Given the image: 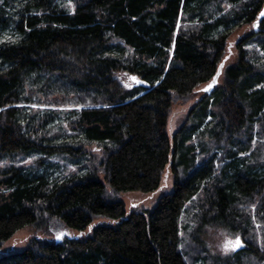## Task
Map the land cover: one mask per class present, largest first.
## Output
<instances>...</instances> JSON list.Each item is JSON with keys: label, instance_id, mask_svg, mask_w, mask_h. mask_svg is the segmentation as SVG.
Listing matches in <instances>:
<instances>
[{"label": "trees", "instance_id": "1", "mask_svg": "<svg viewBox=\"0 0 264 264\" xmlns=\"http://www.w3.org/2000/svg\"><path fill=\"white\" fill-rule=\"evenodd\" d=\"M263 10L0 0V247L25 227L47 235L0 264H264ZM166 171L174 190L129 212L122 194L157 190ZM209 230L246 246L214 254Z\"/></svg>", "mask_w": 264, "mask_h": 264}, {"label": "rangeland", "instance_id": "2", "mask_svg": "<svg viewBox=\"0 0 264 264\" xmlns=\"http://www.w3.org/2000/svg\"><path fill=\"white\" fill-rule=\"evenodd\" d=\"M11 36V32L7 31L1 39L6 40L8 38H11ZM236 36L237 34L233 37ZM127 78L128 77L126 76L122 77L125 84L133 82L131 79ZM189 108L190 106L185 104H179L175 106L169 121V132L171 135L177 131L184 115L187 113ZM173 190L174 182L172 179V175L170 172H167L163 177L161 186L157 190L152 192H144L140 190L127 191L122 194V198L125 200L127 210L129 212H131L132 210H144L148 208L153 209L164 194ZM49 229L53 231V233L58 237H60L65 231V228H62L60 226H56V228L50 227ZM72 231L75 232L74 230ZM35 235L46 234L43 230H40L35 226H29L20 229L11 239H9L0 247V256L22 250L26 246L29 239ZM237 238H239L241 242L246 246V241L242 239L239 233H235L229 230H209L205 235L207 246L212 251V253L219 256L230 255L235 250H237ZM227 241H231L232 243L228 244V247L226 249L224 245Z\"/></svg>", "mask_w": 264, "mask_h": 264}, {"label": "water", "instance_id": "3", "mask_svg": "<svg viewBox=\"0 0 264 264\" xmlns=\"http://www.w3.org/2000/svg\"><path fill=\"white\" fill-rule=\"evenodd\" d=\"M264 12V10H263ZM256 26H257V23H256ZM225 62H226V59L221 63L220 67H219V70L217 72V74L215 75V77L213 78V80L211 82H209L204 88L203 90L207 93H211L212 90L214 89L215 85H217L218 83V80H219V77L222 73V69L225 65ZM134 79V81L137 83V84H144L145 87H150V84L149 83H144L143 80L139 79L137 76H133L132 77ZM62 236V235H61ZM60 238V237H58ZM59 240V239H58ZM240 240V239H239ZM241 241V240H240ZM245 247V244L244 243H241V245L237 248V249H242Z\"/></svg>", "mask_w": 264, "mask_h": 264}, {"label": "snow or ice", "instance_id": "4", "mask_svg": "<svg viewBox=\"0 0 264 264\" xmlns=\"http://www.w3.org/2000/svg\"><path fill=\"white\" fill-rule=\"evenodd\" d=\"M261 16H264V12L261 13ZM230 243H232V242H231V241H227V242L225 243L224 246H225L226 249H227V247H228V244H230ZM241 243H242V242L239 240V238H237L236 246L239 247V246L241 245Z\"/></svg>", "mask_w": 264, "mask_h": 264}, {"label": "bare ground", "instance_id": "5", "mask_svg": "<svg viewBox=\"0 0 264 264\" xmlns=\"http://www.w3.org/2000/svg\"><path fill=\"white\" fill-rule=\"evenodd\" d=\"M56 4V3H55ZM57 6V5H56ZM63 7H65V6H63ZM66 8V7H65ZM54 9V8H53ZM124 92V91H123ZM128 96V95H127Z\"/></svg>", "mask_w": 264, "mask_h": 264}]
</instances>
